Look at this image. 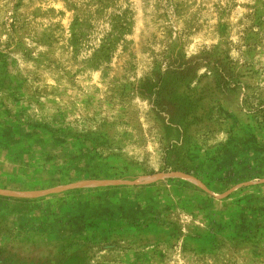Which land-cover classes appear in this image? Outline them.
Returning a JSON list of instances; mask_svg holds the SVG:
<instances>
[{
    "label": "rangeland",
    "instance_id": "374dc122",
    "mask_svg": "<svg viewBox=\"0 0 264 264\" xmlns=\"http://www.w3.org/2000/svg\"><path fill=\"white\" fill-rule=\"evenodd\" d=\"M0 264H264V0H0Z\"/></svg>",
    "mask_w": 264,
    "mask_h": 264
},
{
    "label": "trees",
    "instance_id": "16d2710c",
    "mask_svg": "<svg viewBox=\"0 0 264 264\" xmlns=\"http://www.w3.org/2000/svg\"><path fill=\"white\" fill-rule=\"evenodd\" d=\"M187 169H185L184 171H186Z\"/></svg>",
    "mask_w": 264,
    "mask_h": 264
}]
</instances>
